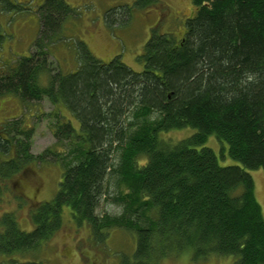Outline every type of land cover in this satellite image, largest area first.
I'll return each mask as SVG.
<instances>
[{
  "label": "trees",
  "instance_id": "obj_1",
  "mask_svg": "<svg viewBox=\"0 0 264 264\" xmlns=\"http://www.w3.org/2000/svg\"><path fill=\"white\" fill-rule=\"evenodd\" d=\"M190 1L180 39L151 30L141 70L119 55L102 61L76 39L77 66L66 73L52 72L48 55L73 7L38 6L34 50L0 71V95L48 98L56 143L70 148L33 154V128L21 116L3 123L0 199L33 163L56 161L61 175L54 195L31 206L29 230L13 212L1 215L0 264H43L27 255L49 242L65 215L86 224L96 245L112 230L132 232L133 250L118 264H160L182 253L264 264V217L246 170L264 172V0ZM185 127L195 131L176 142L164 136ZM211 134L239 164L219 163L204 145ZM108 177L121 212L98 215Z\"/></svg>",
  "mask_w": 264,
  "mask_h": 264
},
{
  "label": "rangeland",
  "instance_id": "obj_2",
  "mask_svg": "<svg viewBox=\"0 0 264 264\" xmlns=\"http://www.w3.org/2000/svg\"><path fill=\"white\" fill-rule=\"evenodd\" d=\"M43 0H0V71L34 50L33 42L39 34L38 6ZM73 12L64 22L60 38L49 47L48 60L52 72L63 73L76 69L75 40H82L91 53L102 61L119 55L120 60L133 70H141L138 60L151 30L170 33L180 39L184 22L193 11L190 0H65ZM68 118L69 113L60 107ZM52 103L48 98L22 101L14 94L0 95V129L13 117H22L26 126L33 128L31 151L38 154L46 148L65 153L70 145L57 144L51 131L55 122L51 115ZM78 128V121L71 118ZM194 128L185 127L164 134L171 142L192 134ZM162 135V134H161ZM163 137V135H162ZM205 146L217 155L221 165L239 164L229 157L226 143L214 134L208 136ZM115 161V159H114ZM113 161V162H114ZM254 181V192L264 217V172L262 168L246 169ZM61 168L56 161L33 163L25 173L15 179L13 191L0 199V219L5 212H13L19 226L29 230L31 206L50 199L58 185ZM118 188L114 178L105 181V193L99 202L98 215L121 212L120 204L113 200ZM134 247V234L115 229L106 236L105 243L96 245L86 224L77 226L64 216L62 227L38 252L27 255L43 264H118L120 256L129 254ZM232 256L210 257L194 261L188 253L163 258L160 264H231Z\"/></svg>",
  "mask_w": 264,
  "mask_h": 264
}]
</instances>
